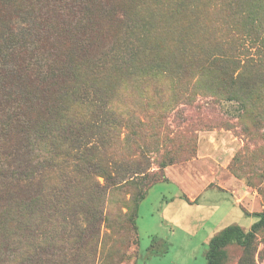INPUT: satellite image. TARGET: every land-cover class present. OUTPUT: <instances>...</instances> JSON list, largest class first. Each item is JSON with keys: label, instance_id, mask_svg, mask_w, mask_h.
<instances>
[{"label": "trees", "instance_id": "16d2710c", "mask_svg": "<svg viewBox=\"0 0 264 264\" xmlns=\"http://www.w3.org/2000/svg\"><path fill=\"white\" fill-rule=\"evenodd\" d=\"M20 1L30 15V36L12 38L7 46L0 41V264L43 262L41 231L47 222L60 225L66 207L76 208L79 200L71 185L79 173L93 179L92 165L102 169L105 181L116 178L112 169L86 161L66 144L76 135L85 144L82 153L92 151L110 132L119 146L127 116L140 129L129 110L134 106L122 98L123 89L137 94L152 88L155 107L162 100L160 80L171 90L170 102L181 91L198 90L243 106L264 103V0ZM202 7H216L222 14L204 21ZM122 22L131 37L126 47L104 48L96 63L88 49ZM75 31L83 40L80 49L71 40L73 45L61 50L60 42ZM18 44L15 55L10 49ZM69 159L75 163H67ZM142 173L134 169L127 174ZM139 177L144 175L135 179ZM117 183L111 181L109 191L120 188ZM150 184L142 182L128 201L122 200L136 229L138 206ZM93 188L100 189L97 181L87 186ZM254 216L246 231L231 224L213 236L206 264H224L225 247L231 243L248 248L264 229V211ZM28 237L35 241L23 248L20 242Z\"/></svg>", "mask_w": 264, "mask_h": 264}, {"label": "rangeland", "instance_id": "374dc122", "mask_svg": "<svg viewBox=\"0 0 264 264\" xmlns=\"http://www.w3.org/2000/svg\"><path fill=\"white\" fill-rule=\"evenodd\" d=\"M24 5L20 0H0V41L5 46L12 38L30 36V15ZM201 11L204 21L222 14L216 7H202ZM125 25L117 24L111 36L105 31L94 40L88 50L96 63L104 48L126 47L131 37ZM71 40L80 49L83 40L76 31L59 48L68 49ZM19 45L10 49L13 54ZM160 82L162 100L157 107L152 88L143 87L137 94L122 90V98L134 106L129 110L141 126L134 129L127 116L119 129V146L108 130L109 135L101 137L95 150L82 153L85 144L78 143L76 135L66 144L86 161L112 169L116 178L111 181L122 185L109 191L111 181H105L102 169L92 165L96 171L93 179L79 173L71 185L74 199L79 200L75 214H69L73 210L68 206L60 225L47 222L41 231L45 238L41 264H206L213 236L231 224L246 231L257 219L254 213L264 211V103L243 106L198 90L181 91L170 102L171 90ZM134 169L144 173L127 174ZM141 175L144 177L135 179ZM94 181L99 183L98 192L87 190ZM144 181L151 184L144 187L147 193L138 206L136 229L125 214L131 209L122 200L128 201ZM34 241L22 238L20 245L32 246ZM225 251L224 264H264V229L255 233L248 248L231 243Z\"/></svg>", "mask_w": 264, "mask_h": 264}]
</instances>
